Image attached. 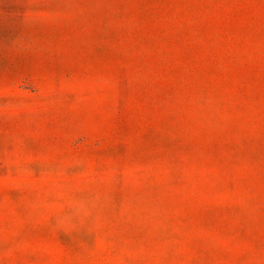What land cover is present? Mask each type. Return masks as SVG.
<instances>
[{
  "label": "rangeland",
  "instance_id": "1",
  "mask_svg": "<svg viewBox=\"0 0 264 264\" xmlns=\"http://www.w3.org/2000/svg\"><path fill=\"white\" fill-rule=\"evenodd\" d=\"M0 264H264V0H0Z\"/></svg>",
  "mask_w": 264,
  "mask_h": 264
}]
</instances>
